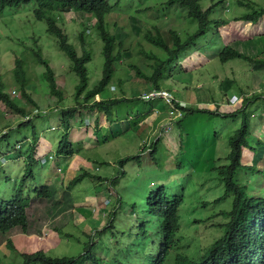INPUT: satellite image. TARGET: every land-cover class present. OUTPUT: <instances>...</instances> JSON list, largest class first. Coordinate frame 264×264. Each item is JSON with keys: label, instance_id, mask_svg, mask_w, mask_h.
<instances>
[{"label": "trees", "instance_id": "obj_1", "mask_svg": "<svg viewBox=\"0 0 264 264\" xmlns=\"http://www.w3.org/2000/svg\"><path fill=\"white\" fill-rule=\"evenodd\" d=\"M131 1L133 3L134 0ZM210 1V5L204 7V0H160L159 3L154 2L152 5L145 6L143 10H135V13H141L153 9L162 14L161 17L164 18L172 14L176 19L184 21V24L181 23L179 29H170L166 36L156 26H153L152 30H146L141 35V40L150 49H144L138 42L137 50L134 52L135 55L132 56L134 59L129 58L130 61L126 63L125 69L120 70V63L124 62L123 44L118 35L109 31L106 19L113 11L124 8L121 6L123 0H0V11L29 4L33 5L32 14L34 19L45 23L46 33L54 38L57 49L64 54L70 63V70L77 80L72 96L74 106L65 108V104L62 103L65 93L57 87L53 70L48 62L43 59L40 51L31 50L34 51L32 55L37 65L44 68L40 79L45 83L48 91L47 101L56 102L55 107H53L54 104L50 103L44 110L39 106L37 100H34L33 94L38 90L37 88H30L33 82L27 74L22 58L15 59V66L12 70L14 93L17 92L18 97L11 96L9 92H6L7 86L0 75V104L3 105L7 113L21 117L20 122L14 123L18 130L29 128L31 131V140H24L23 143L18 142V145L16 143L14 146L11 144L10 135H7V132L0 135V149L2 147L6 149V152L0 151V158L5 159L4 154L11 150L16 153L11 158L14 163L8 165L10 159L7 158L4 161L5 163L2 162L3 164H1L0 162V175L5 176V182L7 183L12 181L17 183L13 194L0 199V243L5 241V248L10 252L8 256L0 250V264H117L118 259H116L115 254L122 249L119 242L124 237L121 236L122 229L120 225H116L117 218H119L118 212L121 210V196L115 191L117 178L114 175L110 176L111 167L118 166L120 170H123L126 161L137 160L138 155L147 150L150 156L156 160V155L159 154L158 148L161 146V138L154 139L146 135L149 140H145L143 138L146 136L144 134L140 135L139 139L143 140L141 151L132 156H116L117 159H115L113 166L107 161H99L93 156H88V154L94 148L103 147L113 141L134 138L141 121L152 114L162 113L165 116L167 112L173 109L180 114L179 120L174 122L177 136L173 141L177 145L174 150L170 151L174 166L176 169L183 171L181 158L186 159V163L191 166V174H194L195 181H198L203 174H208L209 179L207 181L211 180L215 183L213 187L204 189L201 196L203 200L199 204L200 211L205 206H217L226 200H230V209L221 210L215 216L206 220L195 218L191 224L195 226L203 224L205 226L204 236H201L200 240L197 235H190L191 239L189 240L193 243L195 252L192 256L190 253H186L171 259V253L177 249L179 243L177 240L180 230L178 210L183 204V196L178 194L170 196L163 186L156 187L155 190H150L148 198L145 200V206L142 210L143 217H140L141 210L138 209L136 203L133 204L134 207L126 204L128 210L135 213L132 216L135 217L137 223L144 221V225H137V229L141 234L137 232L133 246H129V232H127L128 237L123 248L134 249L135 264H249V260L256 255L262 254L264 258V196L249 197L250 186L243 178L240 179V176H243L250 177L252 180L261 177L264 180V165L261 170L258 169V161L264 159V156L260 158L258 151L259 148L264 147V134H260L254 144L252 143L254 119L264 120V94H244L243 96L242 93L237 92L239 95L234 96V98L240 100L239 106L230 107L231 102L227 99L226 104L229 107L220 109L219 103L212 100L214 110H211L208 107H200L201 105L195 108L184 107L175 98L171 97L169 90H163L166 87L165 82L168 80L183 81L184 78H188L186 80L188 83L192 80V72L190 71L195 69L194 65L182 64L188 57H198L197 59L200 60L209 56L216 59L217 64L220 65L231 61H243L247 63L249 69L255 75L256 72L264 73V50L262 52L254 47L255 52L253 55L241 52L225 44L219 33V29L227 27L229 22L242 25H259L264 21V8L254 3L242 4L238 2V5L244 7L247 12L238 18H233L232 21H227L214 18L218 5L223 4L224 0H219L216 3L213 0ZM142 3H149V0H138L137 2V4ZM131 4L129 5V2L126 4L125 10L127 12L132 11L129 9ZM228 6L231 7L229 4ZM64 13L89 15L94 22L95 35L101 43L102 67L100 78L91 88H88L89 70L87 65L91 60V54L83 46L85 40L82 34L84 32L78 35L81 45V54L79 55L75 46L68 41L67 35L59 26L60 16ZM82 26L84 28L88 27L86 24ZM89 27L92 26L89 25ZM262 36H264V33H259L244 42L252 43ZM259 54L261 55L256 56ZM136 58L147 63L150 73H145L136 65ZM121 72L122 74L132 72L134 77L144 84L145 87L142 92L133 91L130 97L125 96V94H122L121 97L109 94L108 89L109 86H112V83L120 87L125 82L124 78H117ZM232 82L235 83L233 80ZM164 92L169 95L168 100L161 95ZM97 96L100 98L98 101L95 100ZM122 107H130L131 110L127 113L128 116L123 120H114L113 112L117 113L119 108ZM52 111H59L60 119L59 125L51 127L53 130H50V133L57 138L49 137L56 143L52 152L53 156L50 157L53 160L54 158L58 160L56 167L63 177L68 170H76L72 174V176L74 174L76 176L70 182H67L68 185L64 189L68 190L71 186L81 183H98L94 186V195L89 196L88 199L94 205L102 203L103 200L106 201L100 212L107 216L101 228L94 226L87 233L81 232V235L85 237L83 242L68 233V238L79 241V243L75 242L77 244L75 247L79 248L80 244L81 253L57 257L50 255L49 252L51 251L47 252L42 249H26V251L18 252L10 240V237L17 232L25 235L34 233L31 231L34 226L36 227L35 235L39 233L42 224L35 225L30 222L34 216L40 218L39 220L42 222H50L58 214H66L68 220L73 219V213H68L73 203L67 204L63 199H58L54 189L59 190V188H54L55 185L51 182L36 186V179L32 171L36 163H44L39 158L37 159L36 153L39 144L43 145V141L46 142L45 137L42 139L38 135L35 123L37 119ZM101 115H103L105 121L109 122L107 127H100L99 118ZM196 115L212 117V120L229 121L223 126L228 129L224 140L227 141V147L229 148L223 159L221 157L215 158L216 144L222 139L213 131L216 123L212 125L211 121V126L208 127H211L212 130L201 133L202 136L196 131L195 124L185 125V123L188 124L186 120L192 121ZM86 121L87 124H85ZM193 122H196V120H193ZM91 123L92 134L95 137L94 141L86 140L83 146V142L77 143V141L70 138L72 131L82 125H91ZM8 127L6 126V128ZM188 130H191V133ZM48 134L44 133V136H48ZM208 134H211L210 137H206ZM196 136L198 141L200 140L199 145L202 149L196 152L197 157H190L186 151L192 149L191 147L194 148V145H189L191 146L189 147L187 144L189 139ZM201 139L203 140L201 141ZM147 141H149V145L145 146ZM87 142L93 144L91 148L87 147ZM21 147L22 149L19 150ZM43 147L46 146L43 145ZM244 149L254 154V160L250 164L248 162L244 165L242 162ZM205 155L208 157L207 159H203ZM75 158H80L85 166L81 168L74 167L68 165L65 161ZM15 163L22 165L21 171L17 177L11 178V176L14 177L12 172H5V167ZM104 168L107 169L104 170ZM119 173L122 174V172ZM68 175L70 176L71 173H68ZM62 183L64 184V182H59L58 186L60 187ZM218 184L222 186V192L214 193ZM197 186L199 187L198 182ZM200 188L202 187L197 188L199 192ZM62 191H64L63 188ZM103 191L106 192L105 195ZM114 193H116V196H113ZM96 195L100 197L97 198ZM208 195H213L214 198L208 201ZM110 198H114L113 207L110 205ZM110 207H112V210ZM29 208L34 210L31 219L28 216ZM249 211L254 224L252 228L248 226ZM214 217H218L219 222L215 225V228L211 229L206 223ZM73 220L75 221V219ZM151 222L159 224V228L155 224L150 227ZM95 224L98 225L99 222H95ZM73 225L76 226V223ZM61 227L49 228L56 236L55 248L61 243L60 236H66L67 234L64 231L62 232ZM152 227L157 229L155 234L158 233L159 235V243L152 252L146 250L138 253V248L144 247L139 245V241L142 240L144 243L149 241L151 238L149 233L152 231ZM97 229H100V233L95 234L94 231ZM93 240H103L100 249L91 243ZM116 241H118V246L114 250L111 243L115 244ZM113 250L115 253H113ZM6 256H8V260L4 259Z\"/></svg>", "mask_w": 264, "mask_h": 264}, {"label": "rangeland", "instance_id": "obj_2", "mask_svg": "<svg viewBox=\"0 0 264 264\" xmlns=\"http://www.w3.org/2000/svg\"><path fill=\"white\" fill-rule=\"evenodd\" d=\"M123 1L124 2L121 6L124 8L113 11L106 19L109 31L112 34L118 35L123 44L124 62L120 63V70L123 68L125 69L126 63H128L130 59H134L132 56L135 55L134 52L137 50L138 42H140V45L144 49H150V47L141 40V35L146 30H152L153 26H156L160 28L163 35L166 36L170 29H179L181 23L184 24V21L176 19V17L172 14H170L169 17L164 18L161 17L162 14L153 9L145 10L141 13H135V10H143L145 6H149V4L152 5L154 2L159 3L160 0H149V3L144 4H137L138 0H134L133 3L131 0ZM218 1L219 0H213L214 3ZM128 2L129 5L132 3L130 6L131 8H129L132 11L129 12L125 10V6ZM210 2V0H204V7L209 6ZM238 2H241L242 4L254 3L257 6L264 8V0H224L223 4L220 3L218 5L219 7L217 12L214 14V18L232 21L233 18H238L246 13L247 10L244 7H240ZM228 4L231 5V7L228 6ZM156 7L159 9L158 5H156ZM32 8L33 5L29 4L27 6L8 8L0 11V75L7 86L6 92H9L11 96L18 97V93H14L15 86L12 83V70L15 66V59L22 58L25 63L27 74L33 82L30 88H37L38 90L33 94L34 100H37L39 106L44 110L50 103L54 104V106L52 105L53 107L56 106V102L54 103L52 100L47 101V98L49 97V95L47 96L48 91L45 83L40 79L41 74L44 72V68L41 65H37L32 55L34 51H40L43 59L48 62L49 66L53 70L57 87L65 93V98L62 101V103L65 104L64 107L67 108L74 106L72 96L74 94V86L77 84L76 77L71 72L70 63L64 54L57 49L54 38L46 33L45 23L34 19ZM93 23L94 22L89 15L76 13H64L60 16L59 22V26L67 35L68 41L75 46L79 55L81 54V45L78 35L84 32L82 34L85 40L83 46L85 50L91 54V60L87 64L89 70L88 88H91L100 78L102 67L101 43L95 35L96 30L93 27ZM83 24H86L88 27L84 28L82 26ZM88 24L92 27H89ZM219 33L221 34L225 44H228L241 52L253 55L255 52L253 50L254 47L262 52L264 50V36H262L259 40H254L252 43L244 42L253 35L264 33V21L257 26L229 22L227 27L219 29ZM261 54L256 56H260ZM197 58L198 57H188L187 60L182 63L183 65L186 64L189 66L194 65L195 69L190 71L192 72V80L189 83L186 81L188 78H184L183 81H175L171 79L165 82L166 87L163 90H169L171 97L175 98L180 105L188 108H195L196 106L198 107L201 105L200 107H208L211 110H214L211 101L216 100L221 106L220 109H226L229 107L226 104L227 99L231 102L230 107L239 106L240 100L234 98V96L239 95L238 93H242L243 96L244 94H264V73L256 72L255 75L251 72L247 63L243 61H231L220 65L217 64L218 61L216 59L209 56L200 60ZM135 60L136 65L139 68H141L145 73H150L147 68V63L139 58H136ZM119 77L122 79L124 78L125 82L120 87L116 86L115 83H112V86H109L108 91L109 94H112V96L121 97L122 94H125V96L130 97L131 92H142L145 87L140 80H137L136 77H134L132 72L128 74H122L121 72L117 78ZM232 80L235 82L234 84ZM99 99L100 98L98 96L95 98L96 101ZM57 104L59 105L60 102ZM130 110V107L119 108L117 113H115V111L113 112V119H125ZM179 118L180 114L175 109L167 112L165 116H163L162 113L152 114L145 120L141 121L138 132L135 134L134 138L132 137L131 139L113 141L103 147L94 148V150H91L88 154V156H93L99 161H107L111 164V166H113L115 159H117L116 156H132L141 151L143 140L141 138L139 139L140 135H149L150 138L153 137L154 139L161 138V146L158 148L159 154L156 155V160L150 156L149 151L147 150L140 153L137 160L134 159L126 161L123 165V170H120L118 166H115L116 168L111 167L110 176L114 175V177L117 178V187L115 188V191L121 196V210L118 212L119 218H117L116 225H120L122 229H120V233H122L121 236L124 237V239L119 242L122 246L121 250L124 252L118 250L115 254L116 259H118L117 264H135L134 249L123 248V245L125 244V241H127L129 234V246H133L136 241V234L137 232L139 233L137 225H144V221L137 223L135 217L132 216L135 213L128 210L126 204L132 205L131 207H134L133 204L135 203L139 205V209L141 210L140 217H143L142 210L145 206V200L148 198L150 190L153 191L156 187L163 186L170 196H173V194L183 196V204L178 210L180 230L177 235V240L179 243L177 249L172 251L171 259L177 255L186 253H190L192 256L195 252L193 243L189 240L191 239L190 235H197L199 240L201 236H204L203 226H195L191 224L195 218H203L200 220H206L209 217L215 216V214L221 210L230 209V200H226L217 206H205V208L200 211L199 204L203 200L201 196L204 193V189L213 187L215 183L211 182V180L207 181L209 179L208 174H203L198 181H195L194 174H191V166L186 163V159L181 158V167L184 169L183 171L176 169L174 166L170 157V151L174 150L177 145L173 141V139L177 136V129L174 122L179 120ZM59 119V111H52L46 116L37 119L35 125L37 127L38 135L42 137V139L43 137L46 138V142L43 141V145L46 147L44 148L42 144H39L36 157L44 163H36L33 166L32 171L36 179V186L51 182V184L55 185H52L54 188H59V190L54 189V193L58 199H63L67 204L73 203L72 208L68 210V213H73L72 218L75 219V221L73 219L68 220L66 214H58L55 216L56 218L52 219L50 222H42L39 220L40 218L34 216L30 222L35 225L42 224L39 233H36L35 235L36 227L34 226L31 230L34 233H30V235L20 234L17 232L10 237L14 248L18 252L26 251V249H42L47 252L51 251L49 254L56 257L81 253L80 244L79 248L75 247L77 245L76 243H79V241H74V239L68 238V233L71 234L72 237L81 239L80 241L83 242L85 237L81 235V232L87 233L88 230L94 226L101 228L107 218L106 215H103L100 212V210L104 208L103 206L106 201L102 199V203L94 205L90 203L88 199L89 196L94 195V186L98 183H81L71 186L70 189H68L69 191L64 189V187L68 185L67 182H70V180L76 176L75 174L72 176L76 170H68L63 177L56 167L58 160L55 158L53 160V158L51 159L50 157L53 156L52 152L54 151L56 143L49 137L57 139L55 135L50 133V130H53L51 127L59 125ZM212 119V117L209 118L205 115H196V117L193 118L196 122H193V120H186L188 124L185 123V125L195 124L196 131H198V134L201 135V133L210 132V130H212L211 127H208L211 126V121L213 123L212 125L216 123L213 127V131L218 134L219 137H222V139L216 144L215 158L221 157V159H223L229 150L227 147V141L224 140V136L227 134L228 129L223 126H225L229 121ZM20 120V116L7 113L3 105L0 104V135L7 132V135H10L11 144L13 146L16 143L18 145V142L23 143L24 140H31V131L29 128L18 130L14 125V123L20 122ZM253 122L252 143L254 144L257 137L262 133L264 134V120L258 118L254 119ZM85 124H87V121ZM99 125L102 128L109 125V122L105 121L103 115L99 118ZM6 126L9 127L6 128ZM91 126L92 123L87 126L82 125L78 129L72 131L70 138L77 141V143L83 142V146L86 140L94 141L95 137H93L94 135L92 134ZM188 132L191 133V130H188ZM44 133L49 134L48 136H44ZM210 135L211 134H208L206 137H210ZM143 139L149 140L147 136ZM202 140L203 139H201V141ZM199 142L200 140L198 141L197 136L189 139L187 145H194V148L189 146L192 149L186 151V153H188L187 155L190 157H197L196 152H199L202 149ZM48 145L49 147H47ZM92 145L88 143L87 147L91 148ZM148 145L149 141L146 142L145 146ZM21 149L22 147L19 150ZM5 150V147L0 149L2 152H6ZM258 151L260 158L264 156V147L259 148ZM15 154L16 153L12 150L4 154L5 159H10L8 160V165L14 163L11 161V158L15 156ZM207 158L208 157L206 155L203 156V159ZM5 159L0 158L1 164L7 160ZM242 160L243 163H248L249 160L251 161V154L245 149L243 150ZM65 161H67L68 165L70 164L74 167L78 166L81 168L85 166L84 162H82L80 158ZM18 163L5 167V172H12L14 177L11 176V178H15L20 174L22 165ZM106 169L107 168H104V170ZM100 172H102V170H100ZM119 172H122V174ZM68 173H71V175L69 176ZM242 178L244 181H247L250 186V193H248L249 197L264 196V180L261 177H258L257 180H252L250 177L240 176V179ZM59 182H64V184L62 183L63 186H60L61 189L58 186ZM197 182L199 187H202L200 188V192L197 190V188H199L197 186ZM16 184L17 183L15 181H12L11 183L5 182V176L0 175V199H4L10 194H13ZM62 188L64 191H62ZM252 191L254 193H251ZM221 192L222 186L218 184L214 193ZM116 193H114L113 196H116ZM103 194L105 195L106 192L103 191ZM95 197L99 198L100 196L96 195ZM213 198V195L207 196L208 201H211ZM113 201L114 198H110V205H112V207ZM112 207H110L111 210ZM33 211L34 210H32V208H29L28 216L30 219L31 215H34ZM95 222H99L100 225L98 224V226ZM218 222V217H214L212 220L207 221L206 224L213 229ZM75 223L76 226L73 225ZM154 224L155 222H151V226H154ZM155 225L159 228V224ZM57 226H62V232L64 231L67 234L66 236H60L61 243L57 248H55L56 236L49 228H56ZM156 231L157 229L152 227V231L149 233L151 236L149 241L146 243L142 240L139 241V245L144 247L138 248V253L145 252L146 250L147 252H152L156 248L159 243V235L158 233L157 235L155 234ZM127 232L129 233L127 234ZM94 233H100V229L95 230ZM91 243L100 249L101 244H103V240H93ZM116 243H111L114 250L117 249L116 246H118V241H116ZM195 243L197 244L196 241ZM5 245V241L0 243V250L9 256L10 252L5 248ZM114 250L113 253H115ZM8 256L4 257V259L8 260Z\"/></svg>", "mask_w": 264, "mask_h": 264}, {"label": "clouds", "instance_id": "obj_3", "mask_svg": "<svg viewBox=\"0 0 264 264\" xmlns=\"http://www.w3.org/2000/svg\"><path fill=\"white\" fill-rule=\"evenodd\" d=\"M249 152V151H248ZM251 154V161L249 160V164L250 162L252 163L253 160H254V154L253 152H249ZM243 162V161H242ZM244 165H246L247 163H243ZM263 165H264V159L263 160H260L258 161V169L261 170L263 168ZM138 209H139V205L137 206ZM140 210V209H139ZM203 219V218H201ZM247 220H248V226L250 228H252L254 226V224L252 223V220H251V213L249 211L248 213V217H247ZM201 226H203V228H205V226L202 224ZM150 227H151V223H150ZM258 263V264H264V258L262 257V254L261 255H256L255 257H252L250 260H249V264H254V263Z\"/></svg>", "mask_w": 264, "mask_h": 264}, {"label": "built area", "instance_id": "obj_4", "mask_svg": "<svg viewBox=\"0 0 264 264\" xmlns=\"http://www.w3.org/2000/svg\"><path fill=\"white\" fill-rule=\"evenodd\" d=\"M161 95H162L166 100H168L169 95H168L167 93L164 92V93H162Z\"/></svg>", "mask_w": 264, "mask_h": 264}]
</instances>
